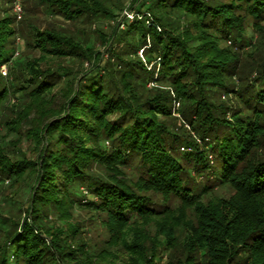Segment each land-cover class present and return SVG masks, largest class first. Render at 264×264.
I'll return each instance as SVG.
<instances>
[{"label": "trees", "instance_id": "obj_1", "mask_svg": "<svg viewBox=\"0 0 264 264\" xmlns=\"http://www.w3.org/2000/svg\"><path fill=\"white\" fill-rule=\"evenodd\" d=\"M44 1L70 20L114 16L100 0ZM142 6L104 66L53 30L13 61L12 17L0 16L12 81H0V105L18 93L3 125L25 127L34 151L12 159L0 147V176L32 180L25 218L1 220L0 264H264V0ZM64 59L91 64L56 89L47 77ZM79 205L104 229L99 250L71 220ZM49 215L63 224H38Z\"/></svg>", "mask_w": 264, "mask_h": 264}, {"label": "rangeland", "instance_id": "obj_2", "mask_svg": "<svg viewBox=\"0 0 264 264\" xmlns=\"http://www.w3.org/2000/svg\"><path fill=\"white\" fill-rule=\"evenodd\" d=\"M100 1L113 11V17H79L70 20L65 18L53 6L48 5L44 0H0V16H11L12 26L15 29V53L13 61L17 60V62H22L36 55L37 51L31 45L37 30H53L61 36L71 38L80 44L93 48L95 54L92 57V62H98L100 66H104L108 61L112 62L114 57H112L111 52H117L119 49L123 48V43L117 41L118 35L126 29V25L136 23L135 20L138 18V16H136L137 13L143 11L145 8V6H142V3H147L149 0ZM15 2L21 6L22 12L20 19L17 18L14 12L13 6ZM113 31L115 32L114 34ZM98 32H101L102 38L99 37ZM251 34H253L252 30L249 29L247 38ZM111 35H114L112 39L110 38ZM252 40H257L256 34L253 36ZM225 44L231 46L232 40H227ZM133 56L138 57L147 69L157 72L158 64L155 66L154 60L147 62L141 49H138ZM90 64L91 62L87 60L81 62L75 59H64L62 64L63 69L51 73L47 78L49 81L53 80L55 85L57 84V87H55L57 89L62 86L67 79L78 76L83 69H88ZM10 66H7L6 63L0 66V76H2L0 77V81L7 87L9 84L11 85L12 81L8 72L5 74L3 71H7ZM254 76V73L252 75L250 74L248 80L252 81ZM230 83L234 88L240 84L236 77H234ZM147 86L149 88L159 89L163 87L159 83H155L151 80L147 83ZM16 96H18V93H16L15 97L10 94V96L6 98L8 102L4 100L0 105V110L2 112L0 120V147H3L12 159L14 157L20 158L24 155L28 158H33V143L26 135H23L26 128L21 127L17 132V127L15 125H10L14 126L13 130H9L7 129L9 126L6 128V126L3 125V121L11 117L8 109L3 108L5 107L4 104L8 107L10 103H17ZM224 99L225 98L222 96V100ZM177 106L178 104L175 103L174 109L177 108ZM173 115L178 116V114L175 113ZM184 128L188 129L186 124H184ZM197 141L199 142V140ZM14 144L15 146L12 147ZM31 181V178L27 177V175L23 176V179L19 181H13L12 178L6 179L0 176V233L1 229H5L8 225V221H2L4 222L2 223V219L21 222V219L25 218V209L29 201ZM95 217L96 215L91 209L79 205L73 210L71 220L81 225L83 230L81 235L82 238H85L87 241L92 240L95 248L99 250L103 246L102 240L105 237V232L102 226L95 223L93 220ZM55 222L63 224V222H59L54 215H49L44 220L40 219L38 224L47 227L53 225ZM164 259L165 257L155 264H164ZM102 261L103 258L98 256V258H94L91 263L100 264ZM106 261L107 259L104 257V262Z\"/></svg>", "mask_w": 264, "mask_h": 264}, {"label": "built area", "instance_id": "obj_3", "mask_svg": "<svg viewBox=\"0 0 264 264\" xmlns=\"http://www.w3.org/2000/svg\"><path fill=\"white\" fill-rule=\"evenodd\" d=\"M13 8H14V12H15L17 18L20 19L21 18V12H22L21 6L17 2H15ZM127 16H130V15H127ZM3 73H6V71H3Z\"/></svg>", "mask_w": 264, "mask_h": 264}]
</instances>
